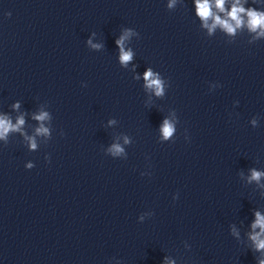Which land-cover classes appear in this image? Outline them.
I'll return each mask as SVG.
<instances>
[{
    "label": "clouds",
    "instance_id": "clouds-1",
    "mask_svg": "<svg viewBox=\"0 0 264 264\" xmlns=\"http://www.w3.org/2000/svg\"><path fill=\"white\" fill-rule=\"evenodd\" d=\"M175 3V0H170L169 7H172ZM225 0H215V7L219 11L224 12ZM197 6V15L204 22V26L208 28L209 33H211L217 26L221 27L228 34H235L237 28L241 27L244 24V20L241 17V14H246L247 16V27L252 32H257L258 36H264V13H259L255 10L248 9L245 10L243 6L240 5V0H235L231 11L227 13L228 19H221L219 16L214 15L212 12V5L210 0H196ZM209 18H212L213 23L208 24ZM259 30V31H258ZM130 32L125 31L124 35L116 41L117 45L120 47V61L122 64H127L132 60V52L125 51L123 44L127 39ZM90 43V42H89ZM93 47H99L98 45H93ZM144 80L146 81V87L153 89L157 96L163 95V82L151 69H148L144 73ZM14 108H19V104H15ZM48 118V113L41 112L39 115H36L34 119L38 121H44ZM24 124L23 116L17 118V122L13 124L11 120L5 116H0V139H5L9 131H19L21 126ZM174 127L167 119L164 120L161 127V132L164 139H167L172 136ZM48 133V129L43 125L37 129V134ZM30 142L31 149L37 147L35 140L31 137L28 138ZM127 143V140L125 141ZM110 151L116 155L123 151V149L118 144H114ZM28 168H32L33 165L30 163L27 165ZM264 177V172L256 171L255 169L251 170V176L249 181H257ZM253 231L250 233L249 238L253 242L255 249L257 251L264 252V215H261L260 212L255 213V221L251 225ZM259 229V231H256ZM233 234L238 235L235 229H233ZM167 264H174V261H167ZM259 264H264V260H260Z\"/></svg>",
    "mask_w": 264,
    "mask_h": 264
}]
</instances>
